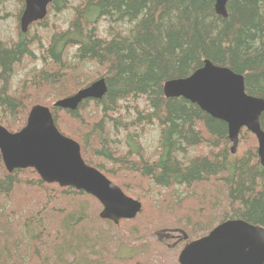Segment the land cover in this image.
<instances>
[{
	"label": "trees",
	"instance_id": "obj_1",
	"mask_svg": "<svg viewBox=\"0 0 264 264\" xmlns=\"http://www.w3.org/2000/svg\"><path fill=\"white\" fill-rule=\"evenodd\" d=\"M19 5L17 39H0V124L18 132L33 106L51 108L87 164L124 192L131 182L132 189L161 196L154 203L160 220L171 215L186 223L190 241L231 219L264 227V168L249 139L256 137L244 128V151L233 155L225 122L163 91L167 80L186 78L209 60L244 75L246 92L264 99V0H229L227 17L216 13L215 0H52L48 14L72 10L68 27L51 28L47 15L26 33L20 29L25 0ZM36 25L43 31L32 33ZM28 60L42 66L14 88ZM100 78L108 86L101 99L75 111L54 107ZM260 121L264 129V113ZM153 127L159 138L149 155L141 139ZM82 195L88 194L47 184L31 168L8 172L0 152V264H174L168 253L160 259V241L148 238L154 234L146 229L152 225L146 204L135 219L114 225L85 199L76 205ZM122 224L142 249L116 259ZM181 244L172 246L177 255Z\"/></svg>",
	"mask_w": 264,
	"mask_h": 264
},
{
	"label": "water",
	"instance_id": "obj_2",
	"mask_svg": "<svg viewBox=\"0 0 264 264\" xmlns=\"http://www.w3.org/2000/svg\"><path fill=\"white\" fill-rule=\"evenodd\" d=\"M229 0H215V11L228 16ZM52 0H25L20 18L23 33L48 15ZM104 78L97 79L75 94L59 99L54 107L75 111L88 99L99 100L107 92ZM167 98L183 97L201 110L225 122L231 141V153L236 154L240 133L245 128L258 142L257 154L264 168V129L261 116L264 99L246 92L245 76L228 67L206 60L203 67L186 78L167 80L163 85ZM0 152L8 172L34 169L47 184L74 188L96 198L102 205L100 218L119 225L133 220L142 211L141 201L128 196L99 169L86 163L81 145L61 133L51 108L35 105L26 125L11 132L0 124ZM185 239L188 235L179 229ZM179 264H264V227L242 219L226 220L206 236L189 241L178 256Z\"/></svg>",
	"mask_w": 264,
	"mask_h": 264
},
{
	"label": "rangeland",
	"instance_id": "obj_3",
	"mask_svg": "<svg viewBox=\"0 0 264 264\" xmlns=\"http://www.w3.org/2000/svg\"><path fill=\"white\" fill-rule=\"evenodd\" d=\"M74 2L76 3V0H74ZM20 0H0V39L10 43L11 41H15L18 37V27H19V21H18V13H19V8H20ZM72 16V10H66L63 13H50L48 14V20H49V26L51 28H56V27H60L63 29H66L69 25V21L70 18ZM107 27H108V23L107 22H102L100 25V34L104 37H107ZM120 27L122 28V30L127 31L129 29V25L127 24H123L120 23ZM42 32L43 30H41L40 27L33 26L31 29V32ZM37 53V52H36ZM38 67L40 68L42 66L41 61L37 60L36 62L34 61H26L24 64L23 68H19L17 69V72L13 78V86L14 88H16L19 85V82L21 79H23L25 77V75L34 67ZM92 67L88 66L87 71L91 72ZM141 105H143V103H140ZM88 112H90L89 110H87ZM92 112V111H91ZM90 112V113H91ZM91 118V117H89ZM62 129H67L66 127H63ZM68 131V130H67ZM74 134V133H73ZM159 132L158 129L153 127L150 128V131H148L145 135H143L142 139H141V144L143 145V147L146 149V152L149 154L154 153V151H156L157 149V143H158V136ZM73 136V135H71ZM74 137L76 138L77 136L74 135ZM252 142V145H257L258 148V142L256 139H254L253 137L249 138ZM231 146V145H230ZM120 147V151L121 152H125L126 149L124 148L123 145H119ZM245 145L243 143V141H240V144L238 146L237 152L236 153H241L242 151H244ZM149 154V155H150ZM234 155V154H233ZM109 168L110 165L108 166ZM110 177L113 179H115L116 181H118V179L116 178V176H112L110 175ZM113 179V180H114ZM119 182V181H118ZM120 184V183H118ZM130 185V186H129ZM129 186V187H128ZM128 188L124 189L126 194H128V196L133 197L134 199L140 200L142 201L143 207L146 204V216L148 215V218H150L149 220H151L152 225H150V227H147L146 229H150L149 232H152L154 234L151 235V233H149V237L150 240H153L154 244L157 243V241L159 240V245L158 249L161 250L160 253L158 252V257L160 259H163V255L165 253L169 254V258L172 261V263H179L178 262V256L177 255V251L172 248L173 243L175 242L174 239H171L169 236H165L167 235V231L168 228L170 229H174V228H179V229H183L186 234L188 235V233H190V227L186 226V223H183V221L180 220H173L171 215L166 216V219H164L163 221L160 220V216H159V212H156L154 209V203L155 201L158 202L159 196H155L154 192H152V190L150 191H144V190H140L135 189V188H131L132 183L129 182L128 183ZM124 188V186H123ZM67 189V188H66ZM77 191V190H75ZM74 193V190L72 191ZM142 192H144L145 194H142ZM167 193L164 192L163 193V197L166 195ZM88 196V197H87ZM170 196L168 195L167 200L170 201ZM82 199H85V201H87V205L90 206L92 212L98 213V217L100 212L102 211V205L98 202V200H95L94 198H92L89 195H82L80 196V198L77 199V201H79L76 205H80V201ZM194 205V204H193ZM199 204H195V206H198ZM210 207V206H209ZM144 210V208H143ZM207 211H209V209H206ZM156 212V213H154ZM199 207L197 210V213L199 214ZM159 213V214H158ZM159 216V217H158ZM132 224V223H131ZM115 225V224H114ZM111 227V226H109ZM116 228V227H115ZM113 231H115L114 228H111ZM117 230H121V232L117 233V247L114 248L115 250V255H116V259L121 258V257H130L136 253H140V250L142 249V243H140L139 239H135V237H132L131 234H129L126 225H121L119 226V228H117ZM162 233H166L165 235ZM177 235L183 236V234L181 232H178ZM189 237V236H188ZM186 242L182 243L180 245L179 249H182L184 247ZM158 244V243H157ZM161 246V247H160ZM164 248L169 249L170 251H166ZM178 248V247H177ZM176 248V249H177ZM113 250V249H112ZM170 252V253H169ZM176 254V256H175ZM138 256V254H137Z\"/></svg>",
	"mask_w": 264,
	"mask_h": 264
},
{
	"label": "flooded vegetation",
	"instance_id": "obj_4",
	"mask_svg": "<svg viewBox=\"0 0 264 264\" xmlns=\"http://www.w3.org/2000/svg\"><path fill=\"white\" fill-rule=\"evenodd\" d=\"M165 231L168 232L167 235H165L166 233L165 234L162 233V234H164L166 237L169 236L171 239L175 240V242L173 243V246L181 244L183 241L186 242L185 243V245H186L190 241L189 238L185 239L183 236L177 235V233L180 232L179 229H168V230H165Z\"/></svg>",
	"mask_w": 264,
	"mask_h": 264
},
{
	"label": "bare ground",
	"instance_id": "obj_5",
	"mask_svg": "<svg viewBox=\"0 0 264 264\" xmlns=\"http://www.w3.org/2000/svg\"><path fill=\"white\" fill-rule=\"evenodd\" d=\"M199 69V68H198ZM76 93V92H75ZM217 226V225H216ZM205 234V233H204ZM208 234V233H207Z\"/></svg>",
	"mask_w": 264,
	"mask_h": 264
}]
</instances>
